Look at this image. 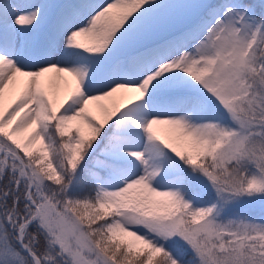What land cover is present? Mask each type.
Listing matches in <instances>:
<instances>
[{"label":"snow or ice","instance_id":"snow-or-ice-1","mask_svg":"<svg viewBox=\"0 0 264 264\" xmlns=\"http://www.w3.org/2000/svg\"><path fill=\"white\" fill-rule=\"evenodd\" d=\"M0 264H264V0H0Z\"/></svg>","mask_w":264,"mask_h":264},{"label":"rangeland","instance_id":"rangeland-1","mask_svg":"<svg viewBox=\"0 0 264 264\" xmlns=\"http://www.w3.org/2000/svg\"><path fill=\"white\" fill-rule=\"evenodd\" d=\"M16 91H18V89L13 90V91H11L9 93H6L5 103H8V101L16 94ZM64 94H65V90L63 88H61L59 93H58V98L62 99ZM122 94L123 93H117L116 95L120 96ZM125 95H130V94H125ZM103 103L109 104L110 102L109 101H104ZM89 111L93 115L97 116V118H99L101 116V112H100L99 108L95 104H90L89 105ZM84 127H85V131H86V126H84ZM157 131H158L159 135H161L162 137H165V138H167V137H169L171 135L167 126H163V125L157 126Z\"/></svg>","mask_w":264,"mask_h":264},{"label":"trees","instance_id":"trees-1","mask_svg":"<svg viewBox=\"0 0 264 264\" xmlns=\"http://www.w3.org/2000/svg\"><path fill=\"white\" fill-rule=\"evenodd\" d=\"M254 215H259V211H258V209H257V211L254 213Z\"/></svg>","mask_w":264,"mask_h":264}]
</instances>
